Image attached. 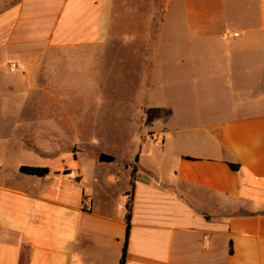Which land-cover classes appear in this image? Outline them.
Here are the masks:
<instances>
[{
  "label": "crops",
  "instance_id": "1",
  "mask_svg": "<svg viewBox=\"0 0 264 264\" xmlns=\"http://www.w3.org/2000/svg\"><path fill=\"white\" fill-rule=\"evenodd\" d=\"M171 2L0 0V264H120L130 198L126 264H264V0ZM167 25L177 44L161 45ZM126 54L147 93L161 59L177 60L201 85L198 111L162 107L128 159L86 167L73 152L75 168H51L62 112L42 110L62 69L91 84L97 62L104 84Z\"/></svg>",
  "mask_w": 264,
  "mask_h": 264
},
{
  "label": "rangeland",
  "instance_id": "2",
  "mask_svg": "<svg viewBox=\"0 0 264 264\" xmlns=\"http://www.w3.org/2000/svg\"><path fill=\"white\" fill-rule=\"evenodd\" d=\"M172 1L171 4L176 6L177 0ZM142 11H151V6L143 5ZM167 26L161 45L177 44L173 27ZM124 56L125 60L119 62L110 57L109 73L105 75L104 84L96 81L97 73L101 71L97 62L90 70L92 75L89 74V80H93L91 84L83 81L87 78L82 69L78 68L79 64L74 63L73 69L67 71L62 69L61 82L56 86L60 98L47 99L42 110L62 112L61 117L55 118L58 132L55 137L61 141L60 152L63 158L61 162L50 164L51 168H75V159L66 156L73 152L75 155L85 154L80 164L86 167L90 158H100L107 151L121 159H128L131 153L138 150L139 142L144 147V140L156 138L158 128L169 117L168 109H164L160 118L147 125L146 113L149 108L164 107L173 112L198 111L196 106L201 104V85L192 84V81L188 82V79L181 76L187 68L180 66L177 60L161 59L157 82L147 93L144 85H139V80L138 83L134 79V59L127 57V54ZM149 154L150 158L155 157L152 151Z\"/></svg>",
  "mask_w": 264,
  "mask_h": 264
},
{
  "label": "trees",
  "instance_id": "3",
  "mask_svg": "<svg viewBox=\"0 0 264 264\" xmlns=\"http://www.w3.org/2000/svg\"><path fill=\"white\" fill-rule=\"evenodd\" d=\"M165 110L163 108H150L148 109L146 113V124L150 125L152 122H154L156 119L160 118L162 115V112ZM171 115V111L168 110V116ZM136 161H138V156L136 157ZM231 169L235 171L240 170V166L236 164H230ZM136 170V168H134ZM20 172L25 175H32V176H38V177H45L49 175L50 169L48 167H40V166H22L20 167ZM131 198L129 199L127 203V230H126V238H125V244L123 248L122 258L120 261V264H126V257H127V250H128V243H129V236H130V229H131Z\"/></svg>",
  "mask_w": 264,
  "mask_h": 264
},
{
  "label": "water",
  "instance_id": "4",
  "mask_svg": "<svg viewBox=\"0 0 264 264\" xmlns=\"http://www.w3.org/2000/svg\"><path fill=\"white\" fill-rule=\"evenodd\" d=\"M115 158L112 157V156H108V155H105V154H102L99 158V160L101 162H104V161H113Z\"/></svg>",
  "mask_w": 264,
  "mask_h": 264
},
{
  "label": "built area",
  "instance_id": "5",
  "mask_svg": "<svg viewBox=\"0 0 264 264\" xmlns=\"http://www.w3.org/2000/svg\"><path fill=\"white\" fill-rule=\"evenodd\" d=\"M237 35V34H236Z\"/></svg>",
  "mask_w": 264,
  "mask_h": 264
}]
</instances>
